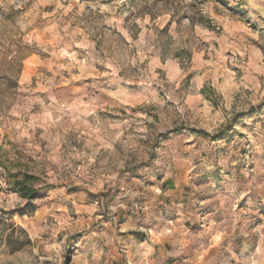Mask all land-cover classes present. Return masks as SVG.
I'll return each instance as SVG.
<instances>
[{"label":"rangeland","instance_id":"1","mask_svg":"<svg viewBox=\"0 0 264 264\" xmlns=\"http://www.w3.org/2000/svg\"><path fill=\"white\" fill-rule=\"evenodd\" d=\"M0 264H264V0H0Z\"/></svg>","mask_w":264,"mask_h":264},{"label":"trees","instance_id":"2","mask_svg":"<svg viewBox=\"0 0 264 264\" xmlns=\"http://www.w3.org/2000/svg\"><path fill=\"white\" fill-rule=\"evenodd\" d=\"M202 134L204 136H208L205 132H202ZM14 178H16V176H14ZM32 182V178L29 176H24L22 180H16L14 182V185L16 186V188L18 189V192L20 193V195L24 198H31L33 197L34 193L36 192V190L29 185V183Z\"/></svg>","mask_w":264,"mask_h":264}]
</instances>
